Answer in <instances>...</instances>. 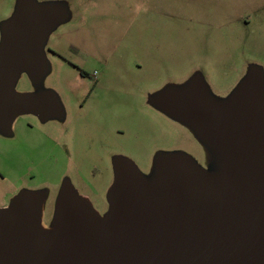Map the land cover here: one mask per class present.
<instances>
[{
	"label": "water",
	"instance_id": "obj_1",
	"mask_svg": "<svg viewBox=\"0 0 264 264\" xmlns=\"http://www.w3.org/2000/svg\"><path fill=\"white\" fill-rule=\"evenodd\" d=\"M67 16L62 5L19 0L3 24L1 133L9 135L25 114L59 115L53 93H19L16 83L26 73L42 85L48 37ZM263 78L253 68L226 99L195 79L153 102L189 122L221 154L217 173L167 155L148 181L119 160L105 215L66 183L49 229L42 225L45 191L22 192L0 209V264H264Z\"/></svg>",
	"mask_w": 264,
	"mask_h": 264
},
{
	"label": "rangeland",
	"instance_id": "obj_2",
	"mask_svg": "<svg viewBox=\"0 0 264 264\" xmlns=\"http://www.w3.org/2000/svg\"><path fill=\"white\" fill-rule=\"evenodd\" d=\"M18 1L0 0V42ZM35 1L62 5L68 14L48 37L42 85L35 87L26 73L16 83L19 93H53L60 113L52 120L66 121L60 131L51 128L54 156L34 180L46 187L50 224L64 182L107 212L119 160L130 161L148 181L167 155L187 156L211 174L220 170L221 154L189 122L153 102L195 79L226 99L253 68L264 76V0ZM67 61L85 70L89 81ZM92 86V98L81 108L82 93ZM32 141L41 144L36 135ZM15 158L12 143L0 142V208L18 189ZM25 162L22 157L18 164Z\"/></svg>",
	"mask_w": 264,
	"mask_h": 264
},
{
	"label": "flooded vegetation",
	"instance_id": "obj_3",
	"mask_svg": "<svg viewBox=\"0 0 264 264\" xmlns=\"http://www.w3.org/2000/svg\"><path fill=\"white\" fill-rule=\"evenodd\" d=\"M16 6H17V2L13 4L12 7L13 11L16 8ZM67 62L80 72V77L83 81H85L86 83L89 81L90 79L89 75L86 74L85 70H83L77 63L71 61H67ZM93 90H94V86H92L86 94L82 93L83 97L80 102L81 108H84L88 105V103L92 98ZM29 91H31V93H37L40 90L33 91L30 89ZM43 107L45 108V105ZM53 121L54 120L42 119L36 114H25L17 117L14 120L9 135L0 132V142L5 143L7 140H9V142L12 143L13 152L16 155L15 161L17 165L15 164V166H17L16 172H17L18 189L16 193H14V198L25 191H43V189L44 190L46 189L44 185H39L38 183H34V180H37V178L40 175L39 166L42 164V166L44 167L45 159L46 162H48L51 161L52 157L54 156L53 152L55 150L54 148L50 147V144H52L54 147L56 141L50 133L51 128L59 126L58 131H60L61 126L63 127L66 125L65 120L56 121V122ZM34 135H36L41 140V144H39V142L35 143V141L34 142L32 141V137ZM65 150H66L65 147H63L64 152ZM37 153L42 155L43 158L42 163L41 160L37 157ZM22 157H25L26 162L23 165L19 166L18 162ZM91 174L95 176L97 174L96 169H93ZM0 177L4 179L3 174H0ZM63 181L65 180L63 179ZM64 183L66 184L68 182H64ZM86 199L88 201H91L90 197H86ZM49 200L50 199L48 197L46 202L44 203L43 217H42V225L46 229L50 228V222H51V220H49V212H47L46 210L47 209L46 203L50 202ZM54 201H57V198H55ZM5 207L7 206H3L0 209ZM96 209L102 216L108 212L107 211L104 213L101 212L98 208Z\"/></svg>",
	"mask_w": 264,
	"mask_h": 264
}]
</instances>
